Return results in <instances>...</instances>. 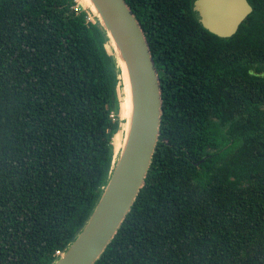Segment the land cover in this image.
I'll list each match as a JSON object with an SVG mask.
<instances>
[{"label":"trees","instance_id":"trees-1","mask_svg":"<svg viewBox=\"0 0 264 264\" xmlns=\"http://www.w3.org/2000/svg\"><path fill=\"white\" fill-rule=\"evenodd\" d=\"M125 1L161 121L144 186L94 264H264V0H247L230 37L203 28L195 0ZM91 15L77 0H0V264H53L111 174L120 70Z\"/></svg>","mask_w":264,"mask_h":264},{"label":"water","instance_id":"water-1","mask_svg":"<svg viewBox=\"0 0 264 264\" xmlns=\"http://www.w3.org/2000/svg\"><path fill=\"white\" fill-rule=\"evenodd\" d=\"M90 1L96 14L90 13L104 30L117 67L124 64L126 69L131 112L124 146L113 154V168L98 202L53 264H94L101 256L144 186L160 129V80L141 25L125 0ZM193 12L205 30L230 37L252 7L247 0H195Z\"/></svg>","mask_w":264,"mask_h":264},{"label":"bare ground","instance_id":"bare-ground-1","mask_svg":"<svg viewBox=\"0 0 264 264\" xmlns=\"http://www.w3.org/2000/svg\"><path fill=\"white\" fill-rule=\"evenodd\" d=\"M82 2L87 6L90 12H92L93 14H96L94 7L92 6V3L90 0H82ZM93 14L91 16H94ZM118 68L120 70L119 76H118L120 80L119 85H118L119 86L118 89L120 90V93L118 95H119L120 109H121V124H120L121 127H120V130L117 132L116 137H115V142L113 143L115 155L117 154L119 149L122 147V140L124 136V135L122 136V134L126 132L127 121L130 118V112H131L130 84H129L127 72L124 67V64L122 67L118 65Z\"/></svg>","mask_w":264,"mask_h":264},{"label":"rangeland","instance_id":"rangeland-1","mask_svg":"<svg viewBox=\"0 0 264 264\" xmlns=\"http://www.w3.org/2000/svg\"><path fill=\"white\" fill-rule=\"evenodd\" d=\"M77 3H78V6L80 9H88L87 6L82 2V0H77ZM90 19L93 20L94 19V16H90ZM120 93V90L118 89V94ZM119 96V95H118ZM120 102V100H119ZM121 109H120V104H119V112H118V118H119V130H120V124H121ZM127 131H128V125H127V128H126V132L122 134L123 136V140H122V147L124 146V142H125V139H126V136H127ZM115 142V140H114ZM121 147V148H122ZM121 148L119 150H121ZM119 154V151L117 152Z\"/></svg>","mask_w":264,"mask_h":264},{"label":"built area","instance_id":"built-area-1","mask_svg":"<svg viewBox=\"0 0 264 264\" xmlns=\"http://www.w3.org/2000/svg\"><path fill=\"white\" fill-rule=\"evenodd\" d=\"M60 254L59 252H57V255Z\"/></svg>","mask_w":264,"mask_h":264}]
</instances>
